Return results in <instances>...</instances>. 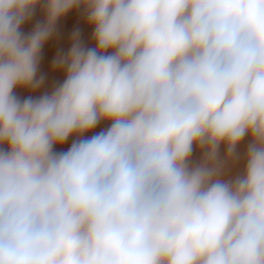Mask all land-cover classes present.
<instances>
[{"label":"clouds","instance_id":"9594fccd","mask_svg":"<svg viewBox=\"0 0 264 264\" xmlns=\"http://www.w3.org/2000/svg\"><path fill=\"white\" fill-rule=\"evenodd\" d=\"M0 264H264V0H0Z\"/></svg>","mask_w":264,"mask_h":264},{"label":"rangeland","instance_id":"374dc122","mask_svg":"<svg viewBox=\"0 0 264 264\" xmlns=\"http://www.w3.org/2000/svg\"><path fill=\"white\" fill-rule=\"evenodd\" d=\"M44 20V15L42 12L41 6H37L35 14L33 18L22 25V31L27 34L33 30L35 25L38 22H42ZM79 29L81 33V40L87 46L92 45L91 41V33L93 29L89 27L82 16V13L78 10H74L67 14L64 18H62L57 23V28L52 36L44 45L41 52V60L38 68L37 75H43L45 77V82L43 86L35 91L31 92L30 90L26 89H16V94L21 98H27L29 95L32 96H39L45 91H51L53 87L57 86L61 83L65 77V73L63 70H54L52 65L53 61L58 54L66 53L71 45V36L74 30ZM107 125L105 123H101L96 129L93 130L94 132H99L102 128H105ZM93 133H88L86 135H92ZM72 139L70 138L62 146H57V150H67L70 146ZM247 138L244 142L239 146V151L242 154L247 145ZM221 156L224 154V146H221ZM201 158V152L198 149H194L192 155V161L198 162ZM243 167V160H241L233 169L232 175L236 174Z\"/></svg>","mask_w":264,"mask_h":264}]
</instances>
